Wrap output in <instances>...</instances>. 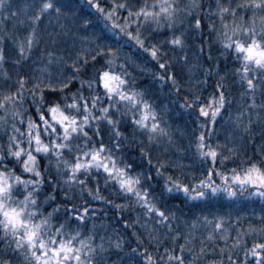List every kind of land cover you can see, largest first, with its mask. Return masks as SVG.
Masks as SVG:
<instances>
[{
	"label": "snow or ice",
	"instance_id": "1",
	"mask_svg": "<svg viewBox=\"0 0 264 264\" xmlns=\"http://www.w3.org/2000/svg\"><path fill=\"white\" fill-rule=\"evenodd\" d=\"M0 264H264V0H0Z\"/></svg>",
	"mask_w": 264,
	"mask_h": 264
},
{
	"label": "trees",
	"instance_id": "2",
	"mask_svg": "<svg viewBox=\"0 0 264 264\" xmlns=\"http://www.w3.org/2000/svg\"><path fill=\"white\" fill-rule=\"evenodd\" d=\"M196 51L198 52V46H197V49ZM189 55H192V51L190 50L189 51ZM205 61L207 60V54L205 55L204 57ZM193 63L196 62V59H195V56H193ZM221 66H223V61H221ZM204 67H207V64H204ZM211 84H215V81L212 80L210 81ZM211 88L208 89V92H211ZM205 95H207V93H205ZM234 95H238V94H234ZM171 103V101H169ZM173 117H174V120H175V123L173 124V127H176V128H183V126L186 124L187 127H188V130L191 131V129L194 127L192 121L196 118L195 115H188L187 113H182V112H178V111H174L172 113ZM221 123H223V121H221ZM218 129H219V125L217 126ZM260 127L259 126H255L254 127V131H253V135L255 136L256 140L259 141V138H260ZM178 136L181 135V133H177ZM224 139V135L223 133H220V141L222 142ZM184 146L187 147L188 146V142H187V138L185 137L184 138ZM216 139L213 138L212 140V143H216ZM138 154V153H137ZM183 163L185 164V167L187 168L188 165H187V160H184ZM146 166V165H145ZM233 165L231 163L228 164V167H232ZM198 167V166H197ZM190 171V169H189ZM44 192H48L50 191V189H48L47 187H45L43 189ZM182 199V197H179L175 200H170L169 201V204H172V205H176V204H179L180 200ZM225 206L226 207H230V205H228V202L225 201ZM94 207H99L98 204H94L93 205ZM239 206V205H238ZM247 208H248V211L247 212H242L241 215L243 216H248L252 211H253V205L251 204H248L247 205ZM255 211L257 212V214H259V202H257L256 206H255ZM101 215H104L103 213H101ZM107 216H108V223L110 224L111 226V229H114L116 231H120L122 228H123V223L121 222L120 224H117L116 223V220L118 219V217H115L114 213L109 211L107 213ZM256 239V237H249L248 240H247V244L248 246H251L253 240ZM127 251V250H125ZM240 257L242 258L243 257V248H241L240 250ZM121 256L124 255V253H120ZM114 261L117 260L118 258L117 257H113L112 258Z\"/></svg>",
	"mask_w": 264,
	"mask_h": 264
}]
</instances>
